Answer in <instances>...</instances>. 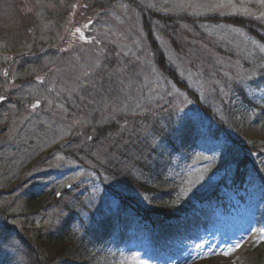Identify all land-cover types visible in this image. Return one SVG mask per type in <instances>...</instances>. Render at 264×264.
Segmentation results:
<instances>
[{"label":"rangeland","instance_id":"rangeland-1","mask_svg":"<svg viewBox=\"0 0 264 264\" xmlns=\"http://www.w3.org/2000/svg\"><path fill=\"white\" fill-rule=\"evenodd\" d=\"M214 16L264 22V0H0V222L15 229L13 264L29 262L22 234L61 229L84 247L50 264H264V153L250 184L181 218L122 208L213 191L242 157L233 139L264 143V106L240 97L264 105V43ZM149 33L222 124L158 68ZM112 123L133 141L112 149L86 133ZM123 172L162 193L133 192ZM108 194L118 206L100 203ZM32 195L45 208H29Z\"/></svg>","mask_w":264,"mask_h":264},{"label":"trees","instance_id":"trees-1","mask_svg":"<svg viewBox=\"0 0 264 264\" xmlns=\"http://www.w3.org/2000/svg\"><path fill=\"white\" fill-rule=\"evenodd\" d=\"M150 16L152 18L156 17L157 19H160L163 22L173 21V19L169 16H165L163 18V16L160 17V15L156 12H152V15L150 14ZM185 19L186 21H191L193 23L195 22L194 18L189 16ZM209 20H212V22L214 21L216 23L224 22L228 25L245 29L255 39L260 40L262 43H264V22L262 20H256L254 18L249 17L243 18L239 16L222 18L214 16L207 19V21ZM145 23L150 31L152 23ZM150 40L151 45H153V50L157 59L158 68H160V70L167 77L174 80V82L178 85L179 88H182L185 91L189 92L190 95H192L198 101L199 106L204 109V111L216 117L217 122L219 124H222L223 122L220 120V118L216 116V114L214 115L213 111H211L206 105L200 102L197 93L194 90L189 89L188 85L180 77L177 70L170 65L168 59H166V57L163 55L160 46L156 43L151 34ZM240 97L243 99L244 103L251 105L253 108H259L261 110V108H263L264 106L261 103H255V101L249 98L247 94L243 92V90H240ZM124 120L125 119H122V122H124ZM97 132L98 135H96L95 129L90 128V130H86L87 134H94L99 140L103 138L107 141L109 140V138H113L112 140L114 141V143L111 146L112 149L117 148L118 142L129 143L134 139L130 137L125 130H121V126L119 125V123H112L110 126H101L97 129ZM233 141L237 147H240L242 157L237 163L234 164V172L231 175H227L225 178H222L218 186L213 191H210L209 189L196 191L193 198H184V200L177 201L174 199L173 194L162 193L155 185L150 183L148 184L142 181L141 179L134 176L135 174L132 175L130 174V172H123L121 174V179L124 184H127L133 192L145 195H158L162 193L161 195L164 196V199L166 201H164L162 204L144 206L134 199L124 198L126 201L123 199L124 203L122 205V208H131V210L135 213L137 217H140L144 221L150 222L153 218L152 216L157 217L160 220H172L174 218L183 217L185 213L189 212L192 209L193 205L196 203L206 202L207 200L216 202H218L219 200L223 201V197L226 194V192L223 193V189L241 190L243 187L247 186V184H250V170L253 168L258 171L259 167L257 166L255 156L256 154L264 153V143L254 142L249 144L243 141H237L236 139H233ZM132 145H135L133 149L136 151V154L138 153V151L142 152V160H144V162H147L146 165H148V156L150 155V153L146 152L147 148L145 146H142L141 143H132ZM102 170L114 177L117 176L116 173H113L114 170L111 167H109V169L104 167ZM98 171L101 172V170ZM260 178L262 186L264 187V174L261 173ZM221 191L222 193H220ZM27 204L29 208L32 209H36L38 207L45 208L43 196L32 195L28 198ZM36 233V236H32L31 234H29V232L27 234L21 235V247H23L24 251L23 254L26 256L25 258L29 259V262L27 264H38L40 260L43 263L45 262L46 264L55 263L57 261H60L61 259L76 255L84 247V243H82V240L80 239L79 235L72 229H61L60 231L48 233L37 231Z\"/></svg>","mask_w":264,"mask_h":264},{"label":"snow or ice","instance_id":"snow-or-ice-1","mask_svg":"<svg viewBox=\"0 0 264 264\" xmlns=\"http://www.w3.org/2000/svg\"><path fill=\"white\" fill-rule=\"evenodd\" d=\"M100 203L107 208H111L113 205L118 206V202L112 199L110 194H108L107 199L101 197ZM14 234V228H9L8 223L6 222H0V264H13L15 260L10 256V253L7 250V247L10 246L9 242L13 239Z\"/></svg>","mask_w":264,"mask_h":264}]
</instances>
